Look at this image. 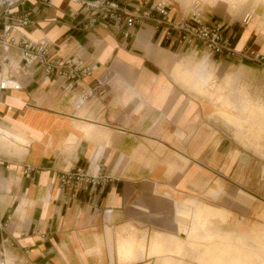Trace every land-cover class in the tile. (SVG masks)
<instances>
[{
  "label": "crops",
  "instance_id": "1",
  "mask_svg": "<svg viewBox=\"0 0 264 264\" xmlns=\"http://www.w3.org/2000/svg\"><path fill=\"white\" fill-rule=\"evenodd\" d=\"M115 1L131 11L142 0ZM168 6L164 23L186 17ZM248 7L246 24L241 13L222 19V7L202 17L235 51L264 56V3ZM18 11L30 24L15 39H47L58 58L78 53L95 69L72 91L33 68L12 70L21 90L0 92V264H197L191 252L160 254L169 237L186 241L196 212L209 218L204 237L226 246L213 264H264V66L198 42L181 47L155 22L124 38L66 0ZM18 54L10 50L12 67ZM105 73L107 84L77 107ZM76 170L106 179L62 189L59 175Z\"/></svg>",
  "mask_w": 264,
  "mask_h": 264
},
{
  "label": "built area",
  "instance_id": "2",
  "mask_svg": "<svg viewBox=\"0 0 264 264\" xmlns=\"http://www.w3.org/2000/svg\"><path fill=\"white\" fill-rule=\"evenodd\" d=\"M29 0H0V92L21 90L19 83L9 71L10 50L19 52V65L15 68V74L25 72L29 68L40 79H57L61 82L65 91L79 88L83 80L90 77L94 67L87 64L78 53H72L64 58L57 57L58 46L47 39L31 41L26 38L15 39V28L28 27L29 16L27 12L19 13L18 8ZM43 5L50 6L55 0H37ZM64 1V0H59ZM78 3L83 12L88 15L90 25L96 20L106 24L108 28H114L124 38L129 37L128 29L145 23L155 22L162 26L168 37L171 31L177 34V44L187 48L194 42L204 46L210 55L224 58H241L243 60L264 66V56L258 53H240L234 50L230 39L225 36L221 27L217 24L206 23L202 17V9L194 7L187 16L173 24L164 23L168 15L169 6L165 0H142L136 4L133 10L128 11L121 7L115 0H66ZM249 17L243 19L246 24ZM7 73L3 75V70ZM14 71V70H13ZM110 75L103 74L95 84L83 88L76 101L79 107L86 100L93 98L103 86L107 84ZM102 177L87 176L86 172L76 170L73 173L60 174L58 177L62 189L71 188L73 192L84 187L92 189L103 184Z\"/></svg>",
  "mask_w": 264,
  "mask_h": 264
},
{
  "label": "rangeland",
  "instance_id": "3",
  "mask_svg": "<svg viewBox=\"0 0 264 264\" xmlns=\"http://www.w3.org/2000/svg\"><path fill=\"white\" fill-rule=\"evenodd\" d=\"M165 2L168 5H173V3L177 4L179 7H181L185 11V13L182 11L184 16H187L188 12L191 11V9H193L194 7H199L201 9H203L205 12H208L210 14H213L211 9H214L215 7H222L224 9L228 10L230 16H233L231 18L226 13L225 10H222L221 11L222 13L220 14L222 19H224L225 21H230L233 18H236L240 13L242 15L241 20L244 19V17H246V15L248 17H250V19H251L252 14L250 13L248 6H250L253 2H255V4H257L258 2L264 3V0H250L247 4V8H245L246 6L244 7L246 2L241 4V1H239V2L237 1L238 3L235 2V4L233 3V5H230L229 2L226 0H192L191 4L189 6H187L185 3H183L180 0H165ZM235 14H237V15H235ZM254 21H256V25L259 27L260 24H259L258 17H255L253 22ZM14 68H16V67H10L9 71L11 72L12 70H15ZM251 103L252 102H245L244 106L246 108L252 109L253 106L251 105ZM258 107L261 109V112H259V113L257 112V113L259 115L264 116V105L259 104L258 106H256V108H258ZM228 108H230V111H233L232 106H229ZM246 113L248 114V112H246ZM257 113H256V115L258 116ZM248 117H250V116L246 117L245 124H250V123L246 122ZM252 123H254V122H252ZM205 215L206 214H204L202 216L200 213L197 214V212H196L193 215L194 217H192V223H193V225L196 224L197 226H195V228H192L190 230L191 234L188 235L186 241L183 242L179 239H174V238L169 237L168 242H170L171 244H167V247H169V249H171V251H169V249H165L164 251H161L160 254H174V255L183 257L184 256L183 254L191 252L192 254L197 255V257H198L197 264H207L204 261V257H205V255H208V254H213V259L211 261V264H213L214 260L220 259L219 254L223 251L221 249V247H226V246L215 245V243L220 242V240L217 239L216 237H213L212 239L211 238L206 239L204 237L206 223H208V219H209L208 217L206 218ZM179 216L182 218L183 221L184 220L186 221V219L189 218V215L186 213H182ZM219 216H221V214ZM179 232L180 233L185 232V228H183V229L180 228ZM172 240L177 241V243L179 244L176 246L177 250L174 248V246H173L174 244L172 243L174 241H172ZM211 242H213L212 246L210 244ZM229 246H231V245H229ZM261 247H263V246H261ZM225 251H227V250H225ZM235 256H236V254H235ZM9 261L11 263H14L10 259H9ZM0 262H2V257H0ZM222 262H224V261H222Z\"/></svg>",
  "mask_w": 264,
  "mask_h": 264
},
{
  "label": "bare ground",
  "instance_id": "4",
  "mask_svg": "<svg viewBox=\"0 0 264 264\" xmlns=\"http://www.w3.org/2000/svg\"><path fill=\"white\" fill-rule=\"evenodd\" d=\"M226 1H228L230 5H233V3L235 4V2H237V1H238V2L241 1V4H243V3H245L247 0H226ZM238 2H237V3H238ZM237 3H236V4H237ZM227 4H228V3H227ZM246 16H247V15H246ZM9 66H10V67L14 66V61H13L12 59H10V64H9ZM6 73H7V69H4V70H3V75H5Z\"/></svg>",
  "mask_w": 264,
  "mask_h": 264
}]
</instances>
